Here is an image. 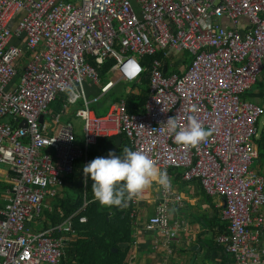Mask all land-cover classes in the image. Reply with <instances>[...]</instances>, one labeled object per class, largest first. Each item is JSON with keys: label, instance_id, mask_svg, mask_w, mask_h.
<instances>
[{"label": "built area", "instance_id": "built-area-1", "mask_svg": "<svg viewBox=\"0 0 264 264\" xmlns=\"http://www.w3.org/2000/svg\"><path fill=\"white\" fill-rule=\"evenodd\" d=\"M160 51L169 61L151 64L145 110L129 114L122 98L106 116L97 115L91 105L99 98L89 100L84 86L101 83L90 60L101 65L115 58L111 72L133 82L146 70L143 57ZM185 53L190 62L180 70ZM263 72L264 0H0V162L14 172L13 195L0 207V264H66L73 220L87 222L80 214L88 202L50 230L35 232L29 224L90 146L121 134L170 180L145 222L146 231L163 238L156 247L173 253L186 228L184 220H172L182 197L172 189L171 172L180 169L184 180L199 181L209 196L224 200L228 227L218 244L237 264H264V177L254 167L264 107L243 99ZM116 82L103 85L101 95ZM65 86L74 90L71 97ZM62 95L65 109L84 101L83 141L72 123H61V114L53 115L57 130L46 121ZM172 117L181 128L195 117L211 134L197 148L177 145L164 125ZM143 197L128 204L136 225Z\"/></svg>", "mask_w": 264, "mask_h": 264}, {"label": "crops", "instance_id": "crops-1", "mask_svg": "<svg viewBox=\"0 0 264 264\" xmlns=\"http://www.w3.org/2000/svg\"><path fill=\"white\" fill-rule=\"evenodd\" d=\"M225 24L231 26V24L227 20L225 21ZM186 54L187 53H185V55ZM185 55L183 56L184 60H182L184 65L179 67L180 70L183 69L184 66H187L190 62L189 55L186 56ZM115 64L116 63H114V65ZM111 69L109 71L108 78H106L104 81L100 77L101 83L94 85L93 83L90 82L92 84L91 85L92 87L97 86L100 89L99 91L100 94H98L97 92V94L93 97V99L98 97L100 100L104 96L101 95L102 94L101 87L111 80L117 81L114 84V86L117 85L119 81L125 82L127 84L131 83V82H126L123 79L119 80L118 74L111 72ZM259 80H262V98L258 96L255 99H249V100L264 107V72ZM86 92H87V97L89 99L91 97L92 91L89 92L86 90ZM61 97L65 103V101L67 100V96L62 95ZM118 102H120V100L114 101L110 104L107 114L109 113L111 106ZM95 103L96 102L92 103L91 107ZM64 105H63V109L60 112L53 111V108L51 106L50 108L51 115L47 116L46 118V121L50 122L55 130L59 128V124L56 123L53 118V115L55 114H61V120L64 119L65 123L68 122L72 123L71 122L72 117L82 118L79 116V110L83 108L85 105L83 100L77 103V105H74L75 107L73 106L71 107L70 105H68V108L65 109ZM92 109L96 112V110L93 107ZM2 121L8 122L10 120L8 118H4L2 119ZM263 131H264V120L263 121L260 120L259 122L260 136L257 139L261 137V132ZM77 137L80 141H83L85 139V133L83 139H80L79 136ZM257 139H255L254 142H255V151H257L258 153V158L254 164V167L264 177V150H261L262 152L260 151L259 145L256 141ZM126 145L127 147L130 146L128 140ZM122 146H123V138L121 144L115 150L120 149ZM182 174L183 172L180 169H174L171 172L172 189L174 193L182 197V204L174 205L172 211V220L173 221L184 220L186 223L185 231L182 230L180 232L178 240L175 241L174 244L172 245L174 247L173 253L171 254L168 253V251L162 245L156 247V242L162 241L163 239L158 231L145 230V222L155 214L160 198V185L153 184L150 188L144 191V197L140 201L139 213L141 217L138 220L139 221L138 225H136L132 220V225L134 227V232H133L134 242L131 246V257L129 259L128 264H192V259L195 255H197V257L195 259L194 264H237L234 257L227 254L225 255V253L222 250L223 247L219 245L217 242L218 236L224 234L227 231V227H228V222L223 218V209L225 206L224 200L219 197L209 196L199 181L196 180L186 181L183 179ZM64 187L62 190H60L59 192L60 195L63 192H65ZM13 192H14V172L9 164L0 162V207L4 206L9 202V199L12 197ZM53 199L54 198L51 197L47 199L40 219H37L29 224L30 230L35 232L50 230L55 226L61 225L69 218V217L66 218L62 223H59L57 225L52 224V221L46 215V211L50 215H55L56 213H60L61 216L64 215L60 208H56L52 204ZM127 206L128 204L125 205V207ZM261 211L264 216V206L261 209ZM215 218L219 219L218 226H214L213 221ZM210 222L213 224V228L210 227ZM221 226L224 229L220 233V230L222 229V228L220 229ZM260 231H261L260 242L264 246V224L260 228ZM208 244H210L211 247H208ZM195 245H197L200 249H198L197 251H193V247Z\"/></svg>", "mask_w": 264, "mask_h": 264}, {"label": "trees", "instance_id": "trees-1", "mask_svg": "<svg viewBox=\"0 0 264 264\" xmlns=\"http://www.w3.org/2000/svg\"><path fill=\"white\" fill-rule=\"evenodd\" d=\"M156 59H165L169 61L161 51L157 52L155 55L143 57L142 61L144 66H146V70L142 74L141 79L138 82H131L132 85L129 87V90L127 87L129 83L127 84L119 81L117 85L111 88L100 100L93 104L92 107L96 110V113L99 116H105L109 110L110 104L122 98L125 99L127 112L129 114L143 112L148 100L151 64ZM91 63L93 66L97 67L100 77L104 81L108 78L109 71L114 63H116V59L109 58L101 65L96 63L94 59H91ZM258 96L262 98V80H259L250 91L246 92L243 95V99H255ZM64 104L62 97H59L51 106L53 111L60 112ZM119 137L123 138V146L115 150L116 140ZM127 140L128 138L125 134L99 138L95 145L89 147L87 159H81L76 162L74 172L68 177L65 184V192L55 196L52 200V204L56 208H60L64 215L61 216L60 213L50 215L46 211V215L50 218L52 224L57 225L80 210L85 202H88L85 211L80 214L87 217V222L81 223L79 216L75 217L73 220L76 235L65 249L64 263L128 264L131 257V246L134 242V227L131 218L132 207L130 205L125 207L130 201H127L123 204L124 206L122 205L120 207L101 206L98 201L94 199L91 189L92 181L86 179L83 173L84 166L97 157H107L109 152H114L116 155H123L125 148L132 150L131 145L127 147ZM256 141L260 151L264 150V131L261 132V137ZM213 222L214 226L219 225L218 218H215ZM210 227L213 228L211 222ZM221 228L222 226L220 229ZM223 229L224 228L220 230V233ZM208 247H211V245L208 244ZM222 250L225 255H231L226 252L224 247Z\"/></svg>", "mask_w": 264, "mask_h": 264}, {"label": "clouds", "instance_id": "clouds-1", "mask_svg": "<svg viewBox=\"0 0 264 264\" xmlns=\"http://www.w3.org/2000/svg\"><path fill=\"white\" fill-rule=\"evenodd\" d=\"M71 97L74 90L65 86ZM173 134L174 143L187 148H197L211 134L195 117L189 118L186 127H179L176 119L169 118L164 124ZM86 179H90L94 199L103 207H120L127 201L139 198L153 184L167 189L170 180L166 171L156 161L139 150L125 148L123 155L109 152L107 157H97L83 168Z\"/></svg>", "mask_w": 264, "mask_h": 264}, {"label": "rangeland", "instance_id": "rangeland-1", "mask_svg": "<svg viewBox=\"0 0 264 264\" xmlns=\"http://www.w3.org/2000/svg\"><path fill=\"white\" fill-rule=\"evenodd\" d=\"M187 55H189L188 53H187ZM19 81V78L17 77L16 78V83ZM92 84L90 83V82H88V81H85V83H84V86H85V89L87 90V91H89V92H91V99L90 100H92L93 99V97L97 94V92H98V94H100L99 93V91H100V89L97 87V86H91ZM95 85V84H94ZM131 83H129L128 85H127V87H128V90L130 89L129 87H131ZM81 101V100H80ZM79 101V102H80ZM78 102V103H79ZM70 105V104H69ZM74 105H77V104H74ZM74 105H70L71 107L73 106V107H75ZM264 116H262V118H261V120L263 121L264 120V118H263ZM71 122L74 124V126H75V133H76V135L77 136H79V138L80 139H83L84 138V127H85V120L83 119V118H77V117H72L71 118ZM50 123V122H49ZM61 123H63V124H65V121H64V119H62L61 120Z\"/></svg>", "mask_w": 264, "mask_h": 264}, {"label": "water", "instance_id": "water-1", "mask_svg": "<svg viewBox=\"0 0 264 264\" xmlns=\"http://www.w3.org/2000/svg\"><path fill=\"white\" fill-rule=\"evenodd\" d=\"M166 70H167V64L164 65V72H166ZM43 121H44V117H41L40 122L43 123ZM121 141H122V137H119V138L117 139V141H116L115 149L118 148V146L121 144ZM198 249H200V248H199L197 245H195V246L193 247V251H197ZM196 257H197V255H195V256L193 257V259H192V264H194Z\"/></svg>", "mask_w": 264, "mask_h": 264}]
</instances>
